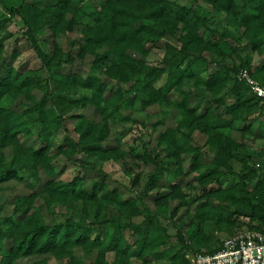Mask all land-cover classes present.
Instances as JSON below:
<instances>
[{
    "label": "trees",
    "instance_id": "trees-1",
    "mask_svg": "<svg viewBox=\"0 0 264 264\" xmlns=\"http://www.w3.org/2000/svg\"><path fill=\"white\" fill-rule=\"evenodd\" d=\"M197 1L209 12L223 13L222 31L212 27L201 11L172 0H97L88 15L91 23L80 29L75 55L63 51L55 39L76 24L78 0H50L45 7L23 1L7 8L9 17L16 16L23 23V34L39 58L40 68H16L15 54L0 63V192L13 183L25 187L24 192L8 200L12 210L7 215H2L4 204L0 202V264H15L21 259H31L28 264H48L50 256L70 264H134L133 258L140 264H150L154 254L164 256L161 246L166 244L148 235L164 230L145 202L152 189L159 191L157 207L168 208L170 201H178L170 216L187 206L190 199L198 202L194 209L197 236H193V242L209 241L201 231L207 219L224 230L226 237L236 234L238 230L233 229L239 227L264 233V176L259 177L250 163L252 158L256 160L254 156L264 157V146L255 153L244 139L245 133H250L264 141V100L237 76L246 68L264 85V59L253 63L247 55L236 67L227 62L220 46L244 40L264 55V0ZM7 18L0 19V24ZM43 36L51 37V48ZM168 37L180 45L167 43L174 51L163 58V65L147 62L151 45ZM192 44L198 55L190 51ZM2 49L0 44V58ZM86 56L92 60L85 76L77 71H59ZM187 58L202 60L210 70L195 75L189 89H178L175 96H170L167 84L169 87L172 64L176 62L183 76L186 68L181 63ZM164 74L167 81L158 85ZM109 80L128 87L108 91ZM181 80L180 76L178 83ZM36 88L41 91L39 98L32 93ZM78 89L88 94L70 98ZM161 104L172 105V113L152 123L154 130L164 128L158 130L151 148L142 153L129 149L137 161L152 167L141 192L134 190L139 173L131 176L129 186H123L124 192L118 185H108L99 171L95 176L86 175L89 164L116 162L128 153L122 146L123 135L116 130L113 144H105L112 135L110 125L115 122V112H144ZM17 106L23 108L17 111ZM87 106L94 108L98 119L77 113L78 108ZM67 114L74 120L75 139L67 133ZM169 115L173 124L167 125ZM243 117L252 118L243 127L234 128L233 122ZM61 130L65 133L64 145L53 150V136ZM194 131L204 136L202 144L194 141ZM203 145L212 153L206 162ZM6 148H10L9 156L4 153ZM187 154L190 159L185 168L183 155ZM59 155L73 160L79 168L70 179L61 178L63 172L55 162ZM234 164L240 166L239 171L234 170ZM190 173L194 180L180 184L179 179ZM230 176L237 179L225 183ZM185 186L195 191L194 198H187ZM75 205L81 210L75 222L52 219L62 208ZM91 206L96 211L111 207L114 215L91 221ZM243 218L248 219L246 223L241 221ZM126 229L132 243L124 236ZM223 240L205 251L197 248L191 255L215 252ZM179 241L181 249L169 260L172 264H192L185 257L189 246L182 235ZM76 250L95 254L84 259L76 255ZM108 253L113 254L112 261L107 259Z\"/></svg>",
    "mask_w": 264,
    "mask_h": 264
},
{
    "label": "rangeland",
    "instance_id": "rangeland-1",
    "mask_svg": "<svg viewBox=\"0 0 264 264\" xmlns=\"http://www.w3.org/2000/svg\"><path fill=\"white\" fill-rule=\"evenodd\" d=\"M23 1L33 2L39 7H45L47 4H50V0H0V19L7 18V20L0 24V44L2 45V56L0 58V63L3 61H8L11 58V55L15 54L14 58V66L16 68L25 67V68H40V61L37 57L35 51L29 46L27 39L23 34V23L21 20L14 16L9 17L7 8L16 7L21 4ZM178 4L186 5L193 7L194 9L201 11V13L208 17L210 24L212 27L222 31L225 26L222 23L223 13H214L209 12L207 7H204V4L197 0H172ZM97 0H78L79 3V11H77L75 15L76 24L73 26L72 30L64 35H59L57 39H55L62 47L63 51L71 52L72 54H76L78 50V36L81 27L84 24L91 23L89 13L93 10ZM69 16V15H68ZM41 38L47 39L48 47L51 48V37L43 36ZM167 43H171L168 45L179 46L180 43L176 41L174 38H163L153 45L148 44L150 51L148 55L145 57V60L149 63L161 64V61L165 56H169L173 53L174 48L172 46H168ZM223 51L226 52L227 62L232 63L233 65L238 66L241 59L245 56L249 55L252 58L253 63H258L264 59V55H259L257 51H254L248 46L243 40L239 44L236 42H232V45L221 43L220 44ZM171 47V48H170ZM195 45L192 44L189 46L190 51L194 55H198V52L194 49ZM237 47V48H236ZM264 47V44L262 45ZM232 49H234L232 51ZM92 60V57L86 56L82 61H76L73 65L67 66L64 65L59 69L60 72L67 73L68 71H77L81 75L85 76L89 72V62ZM257 61V62H256ZM176 62L172 64V78L170 80V85L167 91L170 96H175L178 89H189L193 86V78L197 74L205 75L207 71L210 70V66H207L202 60L196 59H185L182 64V68H186L185 73L180 74V69L175 66ZM213 66H211V69ZM43 75H45L44 70L41 71ZM181 76L182 80L180 83L179 77ZM166 74H164L161 79L158 81V85L164 84L166 82ZM128 87L127 84H119L115 81L109 80L107 81L106 89L108 91H117V90H126ZM36 98H39L41 95V91L39 89H34L32 92ZM194 93V92H193ZM88 94V91L83 89H78L74 94H70V98L72 99H80L85 97ZM207 96V94H204ZM172 105L161 104L158 106L149 107L147 110L137 111V110H123L118 114L114 113L115 122L111 124V139L105 143L108 145L113 144L114 142V131L116 130L118 133L123 135V148L128 152L127 155L116 162H94L93 166L89 164V171H87V176H95V171H99V176H104L108 185L115 186L118 185L123 190V186H129L131 182V176L135 173H139L138 183H135L134 190L138 193L143 190L145 187V183L148 179V174L151 173L152 167L149 164H144L142 162L137 161L134 154L129 152V149H134L136 153H142L144 149H150L151 144L155 142V139L158 136V130H162L164 126L159 127V129H152V123L156 122L158 118L161 116H167V114L172 113ZM17 111H20L23 107L17 106ZM159 111V114H158ZM77 113H82L86 117L91 118L93 120L98 119V115L93 107H80L77 109ZM70 114L66 115V128L67 133L70 137L76 138L77 135L74 131V120L69 117ZM166 119V124H173V117ZM123 117H127L124 119ZM129 117V118H128ZM252 118V117H250ZM250 118L246 119L245 117L239 118L233 122L234 128H241L243 124L248 121ZM63 134L64 131L61 130L59 134L53 136V150L56 149L58 145H64L63 143ZM193 139L198 144H202L205 140L204 136L200 134L198 131H194ZM247 147L250 150H253L255 153L260 152V149L264 146L263 140H258V137L252 135L250 133H245V138ZM149 143V144H148ZM41 143L38 142L37 145ZM202 151L204 152V161H208L211 158L212 153L208 149L207 146L202 147ZM4 153L9 156L10 148L4 149ZM256 160H250L252 166L257 168L258 176H264V157H256ZM190 155H183V164L184 167H188ZM56 166L58 169H61L63 172L61 174L62 179H70L77 170H79L78 166L75 164L73 160H68L64 156L59 155L56 157ZM235 171L240 170V166L238 164L233 165ZM91 170V171H90ZM132 171V173H127V171ZM237 178L230 176L225 183H230L235 181ZM194 180L193 174H189L187 176H183L179 179L180 184H186ZM10 186L4 191L0 192V202L4 204V208L2 210V215H7L11 212L12 206L8 204V200L12 198L13 195L24 192L25 187L23 183H13L9 184ZM215 186V185H213ZM184 191L187 193V198H194V190L189 188L188 186L183 187ZM157 189H152L148 195L145 197L146 204L150 207V209L156 213L157 219L159 221L160 227L164 230L152 231L153 233H149L148 235L153 236L156 241L165 242L166 244L161 246L163 248V257H158L157 254H154L150 260V264H172L169 260V256L174 254L175 252L181 249V242L179 241V235H182V239L189 246L188 254L186 253L187 258L192 259L193 255L191 252H194L197 248L201 250H208L212 246H216L220 243V240H223L227 236L224 230L218 229L215 225L214 221L211 219H207L202 224L201 231L206 234L209 238L207 242H193L194 238V230L196 229L197 218L194 216V209L198 205V202H194L193 199H190L187 206L180 207L173 216H170L173 207L178 203L177 200L170 201L168 208L166 207H157L155 199L158 197ZM125 194H127L125 192ZM188 210V214H185ZM81 214V210L79 206H73L71 208H62L56 213L52 219L54 218L55 222H64L67 219L75 222L78 220ZM108 215H114V209L111 207L108 208H100V211H96L95 206H91L89 208V217L91 221H100L105 219ZM141 219V218H140ZM138 219L137 221H141ZM247 218L241 219V221H247ZM245 228V227H244ZM244 228L233 229V231H244ZM236 232V233H237ZM125 238L132 243V236L128 229L124 230ZM202 238L199 235V240ZM207 238V237H205ZM199 244V246H198ZM184 250V249H183ZM198 251V250H197ZM95 252H91L87 255L83 254L82 251L76 250V255L80 256L84 259H90L94 257ZM114 258L112 253L107 254V259L112 261ZM31 259H21L15 264H28ZM134 264H140V261L134 259ZM48 264H70L67 261L59 262L55 260L53 257L48 258Z\"/></svg>",
    "mask_w": 264,
    "mask_h": 264
},
{
    "label": "built area",
    "instance_id": "built-area-1",
    "mask_svg": "<svg viewBox=\"0 0 264 264\" xmlns=\"http://www.w3.org/2000/svg\"><path fill=\"white\" fill-rule=\"evenodd\" d=\"M258 98L264 100V85L255 80L248 69L238 73ZM192 264H264V233L256 230L240 231L226 237L215 252H200L191 259Z\"/></svg>",
    "mask_w": 264,
    "mask_h": 264
},
{
    "label": "crops",
    "instance_id": "crops-1",
    "mask_svg": "<svg viewBox=\"0 0 264 264\" xmlns=\"http://www.w3.org/2000/svg\"><path fill=\"white\" fill-rule=\"evenodd\" d=\"M257 62V61H256Z\"/></svg>",
    "mask_w": 264,
    "mask_h": 264
}]
</instances>
